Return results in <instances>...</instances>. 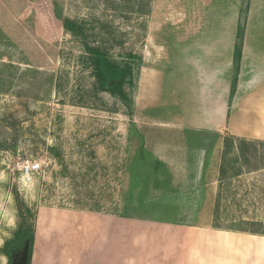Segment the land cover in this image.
<instances>
[{
    "label": "rangeland",
    "instance_id": "rangeland-1",
    "mask_svg": "<svg viewBox=\"0 0 264 264\" xmlns=\"http://www.w3.org/2000/svg\"><path fill=\"white\" fill-rule=\"evenodd\" d=\"M121 1L0 0V264H8L2 247L20 223L14 191L35 212L77 205L177 226L264 231L262 141L248 140L254 143L225 177L217 168L228 135L220 143L219 135L191 134L164 122L179 112V93L169 92L178 89L174 75L183 62L166 54L172 41L159 31L190 20L186 4L149 0V10L142 5L137 12ZM64 17L96 27L88 32L94 34L90 44L115 38L108 44L112 57L135 56L127 87L131 114L108 93H99L100 100L88 94L92 78L80 59L83 45L63 29ZM206 161L215 182L202 185L207 175L198 170ZM30 162L40 169L24 176L22 167ZM234 171L239 174L230 176ZM185 250L190 264L233 261ZM174 256L178 262L180 252Z\"/></svg>",
    "mask_w": 264,
    "mask_h": 264
},
{
    "label": "crops",
    "instance_id": "crops-1",
    "mask_svg": "<svg viewBox=\"0 0 264 264\" xmlns=\"http://www.w3.org/2000/svg\"><path fill=\"white\" fill-rule=\"evenodd\" d=\"M183 3L188 7L184 14L190 13V20L172 26L166 23L159 31L161 37L172 41L166 54L183 62L174 75L180 79L176 82L178 89L169 92L179 93V112L174 111L173 118L164 122L191 134L219 135L220 143L223 135L264 142V0L248 2L240 66L231 97L234 50L244 0ZM188 94L192 97L186 101ZM212 170L207 161L198 170L207 175L202 185L215 182L210 177ZM218 233L264 238L211 227L192 228L116 214L42 207L36 215L30 264H190L185 262L184 254L185 246L193 247L190 237ZM211 248V252L230 255L231 264H264V254L255 250L233 248L226 254L215 246ZM175 251L180 252L178 262Z\"/></svg>",
    "mask_w": 264,
    "mask_h": 264
},
{
    "label": "trees",
    "instance_id": "trees-1",
    "mask_svg": "<svg viewBox=\"0 0 264 264\" xmlns=\"http://www.w3.org/2000/svg\"><path fill=\"white\" fill-rule=\"evenodd\" d=\"M135 2V5H131L132 2ZM248 2L249 0H244L243 9L240 13V26L238 29L235 50H234V71H233V79L231 85L230 97L233 95L237 82V75L240 66L241 59V48L242 41L244 35V21L246 17V13L248 10ZM125 6L129 8H137V12H142L143 7H147L149 10V0H123L121 1ZM62 27L65 31L70 33L72 36L77 37L83 45V53L80 56L82 64L90 70V76L92 78V82L90 85V89L88 94L93 95L96 99L100 100L98 96L99 93H108L110 96L118 98L128 109L129 114L132 112L133 100L127 90V87L132 83V80L135 76V69L133 68V58L134 55L128 53L126 56V60H119L110 55V50L113 47L112 45H108L109 42L115 41L114 39L106 40L99 38L98 44H90L88 39L90 36H94L93 33L95 28L87 29L85 24L82 21L66 18L62 19ZM105 32V31H104ZM101 37V36H100ZM131 60V61H129ZM1 84V79H0ZM54 88L60 87L58 84H53ZM84 104V103H81ZM254 143V141H248L243 138H237L233 136H227L223 140L224 150L221 156L222 162L220 165V174L222 176H227L226 168L232 170L234 168V163L238 158L245 154V147H248V144ZM264 144V142H261ZM247 150V148H246ZM230 152H235V159L229 160L227 155ZM237 171L231 173L230 176L238 175ZM15 198L17 201V211L20 218V223L18 229L13 234V237L10 240L4 242L2 247L4 255L8 258V264H11V254L19 249L25 240H29V255H28V263L30 264L33 243H34V230H35V221L37 212L33 211L30 207H28L25 203L18 200V196L16 191ZM72 210H85L82 207L76 205V207H72ZM93 211V210H89ZM95 212H100L98 210H94ZM247 224V223H244ZM218 229V226H213ZM229 231L235 232H243L249 233L253 235L264 236V231H259L257 229H245L242 227H229Z\"/></svg>",
    "mask_w": 264,
    "mask_h": 264
},
{
    "label": "bare ground",
    "instance_id": "bare-ground-1",
    "mask_svg": "<svg viewBox=\"0 0 264 264\" xmlns=\"http://www.w3.org/2000/svg\"><path fill=\"white\" fill-rule=\"evenodd\" d=\"M190 239V244L193 246L192 248L199 249L198 251L202 252L203 255L210 254V249H212L211 246L219 248L226 254H230L232 252L231 249L233 248H240L245 251L255 250L259 254H264V238L242 236L230 233H218L216 236L196 234L191 236Z\"/></svg>",
    "mask_w": 264,
    "mask_h": 264
},
{
    "label": "water",
    "instance_id": "water-1",
    "mask_svg": "<svg viewBox=\"0 0 264 264\" xmlns=\"http://www.w3.org/2000/svg\"><path fill=\"white\" fill-rule=\"evenodd\" d=\"M29 255V240H25L22 246L11 254V264H27Z\"/></svg>",
    "mask_w": 264,
    "mask_h": 264
},
{
    "label": "built area",
    "instance_id": "built-area-1",
    "mask_svg": "<svg viewBox=\"0 0 264 264\" xmlns=\"http://www.w3.org/2000/svg\"><path fill=\"white\" fill-rule=\"evenodd\" d=\"M40 169V165L36 162H30L22 167V173L24 176L32 175Z\"/></svg>",
    "mask_w": 264,
    "mask_h": 264
}]
</instances>
